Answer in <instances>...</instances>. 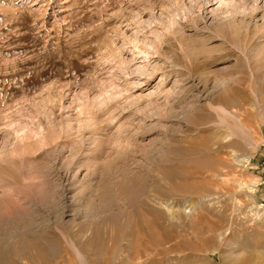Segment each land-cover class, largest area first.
Returning <instances> with one entry per match:
<instances>
[{"label":"rangeland","instance_id":"1","mask_svg":"<svg viewBox=\"0 0 264 264\" xmlns=\"http://www.w3.org/2000/svg\"><path fill=\"white\" fill-rule=\"evenodd\" d=\"M0 264H264V0H0Z\"/></svg>","mask_w":264,"mask_h":264},{"label":"bare ground","instance_id":"2","mask_svg":"<svg viewBox=\"0 0 264 264\" xmlns=\"http://www.w3.org/2000/svg\"><path fill=\"white\" fill-rule=\"evenodd\" d=\"M223 109V108H222ZM226 113V112H225ZM237 114V113H236ZM240 114V113H239ZM240 116H241V114H240ZM237 117V116H236ZM238 120V119H237ZM242 120V119H241ZM239 121H240V119H239ZM243 121V120H242ZM224 122V121H223ZM222 124V123H221ZM242 124V123H241ZM243 125V124H242ZM138 253V252H137ZM136 258V257H135ZM140 259H141V257H140ZM137 260V259H136ZM43 261V260H42ZM139 261H142V260H139ZM39 262V261H38Z\"/></svg>","mask_w":264,"mask_h":264}]
</instances>
